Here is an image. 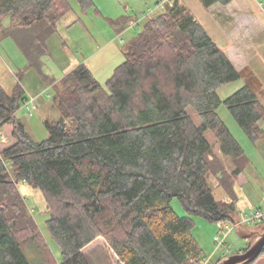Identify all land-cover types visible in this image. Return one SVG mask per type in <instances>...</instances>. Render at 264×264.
<instances>
[{
	"label": "trees",
	"instance_id": "1",
	"mask_svg": "<svg viewBox=\"0 0 264 264\" xmlns=\"http://www.w3.org/2000/svg\"><path fill=\"white\" fill-rule=\"evenodd\" d=\"M71 1L0 0V26L10 19L1 33L37 62ZM78 1L84 9L91 4ZM198 1L209 9L234 0ZM136 20L113 23L122 33ZM124 55L105 86L85 63L62 78L67 95L55 98L61 116L45 123L49 136L43 141L17 118L27 101L22 87L9 93L0 84V131L11 140L0 144V264H32L26 246H35L44 264H55L20 182L45 197L60 264H92L85 250L98 238L120 264H199L205 257L191 216L215 223L236 219L235 203L215 197L210 177L232 194L249 160L217 110L223 104L256 143L264 137V107L255 93L243 85L221 98L219 90L241 74L184 0L146 18ZM209 132L235 164L231 173ZM174 199L189 216L177 214Z\"/></svg>",
	"mask_w": 264,
	"mask_h": 264
},
{
	"label": "rangeland",
	"instance_id": "2",
	"mask_svg": "<svg viewBox=\"0 0 264 264\" xmlns=\"http://www.w3.org/2000/svg\"><path fill=\"white\" fill-rule=\"evenodd\" d=\"M159 1L91 0V4L84 9L78 0H72L71 11L58 21L57 33L47 41L48 50L37 61L38 63L36 61L33 62L30 57L26 56L13 36L5 37L2 35V30L4 31L10 27V19L6 18L2 21L0 26V84L9 93L17 85H20L26 94L27 100L31 97L39 96L36 101L37 109L35 111L30 112L24 107L23 103L17 112V118L35 140L43 141L47 139L49 133L45 123L47 121L55 122L61 116L58 102L55 98L67 95L66 87L61 82L65 74L81 63H85L92 70L100 84L105 86L116 67L125 61L124 53L129 39L142 31L148 15L157 16L162 13V9L156 8ZM184 1L188 3L196 18L201 16V11L202 14L204 11H208L198 0H195L196 2L194 0ZM237 3L240 4V7H237L238 4H233L232 7L239 10L235 11L232 8L231 12H227L223 8L218 7L216 12L209 14L210 20L221 22L227 29L232 28V30L240 32L247 27L254 29L257 27V29L264 32V0H238ZM144 14L145 16L143 17ZM124 16L131 18L139 16L141 24L137 28H133L130 25L122 32L123 35L121 37L118 36L120 28L113 22ZM200 18L203 17L201 16ZM262 26L263 29L260 28ZM239 37L243 36L239 34ZM239 37L236 38L237 42L241 41ZM242 43L240 47H237L238 51L242 49L237 54L239 58L245 56ZM254 52V49H252L251 53L254 54ZM245 60L248 63L244 65L240 80L219 90V95L223 100L243 85H246V77L248 82H252L248 76L253 71V68L260 73L264 72L263 58L254 60L253 57L249 59L245 56ZM249 60L251 64H249ZM245 62H242V64H245ZM190 112L197 125H199L201 123L200 117L194 112ZM217 112L249 160L244 170L242 183H237L235 188L240 201L238 206L240 210L236 214L238 219L245 213H249L250 210L264 208V202H262L264 198V137L253 143L223 104L218 108ZM207 135L210 141L215 144L221 158L225 161L228 172L231 173L235 169V164L231 159L220 153L219 146L216 144L212 134L209 132ZM5 136L7 142L0 144L8 145L11 140L7 134ZM252 171H256L260 177L255 179ZM210 183L215 197L218 200H222L225 195L215 176L210 177ZM18 187L45 238L55 264H60L62 252L52 238L48 228V205L44 195L40 190L34 189L23 182H20ZM225 202L232 203L229 199ZM249 205H253L252 209H249ZM172 207L180 217L189 216L180 200L174 199ZM191 218L194 221L192 233L199 243L202 256L208 257L213 254L216 248L214 238L219 233L218 225L202 216L193 215ZM98 239L99 241H96L95 244L90 245L85 250L86 257H93L90 262L92 264H120L107 241L104 238ZM250 245L251 240L243 239L239 236L238 231H233L227 239L225 248L216 252L215 260L222 257L224 252H227V257H229L238 254V250ZM101 251L105 252L106 259L104 255H99ZM25 253L32 264H44L43 254H38L39 252L35 246H26ZM255 264H264V257L258 259Z\"/></svg>",
	"mask_w": 264,
	"mask_h": 264
},
{
	"label": "crops",
	"instance_id": "3",
	"mask_svg": "<svg viewBox=\"0 0 264 264\" xmlns=\"http://www.w3.org/2000/svg\"><path fill=\"white\" fill-rule=\"evenodd\" d=\"M194 2H196V1L194 0ZM237 2H238V0H234L232 3H230L229 5H226V6H224L222 4H215L212 7H210L208 9V11H206V12L204 11L203 14L201 11L200 15L203 18H200L201 16H197V19L205 27V29L207 30V32L211 36V38L214 40V42L227 55V57L230 59L232 64L235 66V68L240 72V74H242L243 69H244V65H246L248 63V61L245 60V56H247L249 59H250V57H253L254 60H260L261 58L264 59V35H263L264 32L260 31V29H257V27L255 29L247 27L244 31H241V32L237 31V30H232V28L227 29L221 22H217L213 19L210 20V18H209V14L211 15V13L216 12V10H218L217 9L218 7L223 8V10H225L227 12H229L230 10L232 11V8L235 11L239 10L238 8L232 7L233 4H238ZM185 3L188 5V3L186 1H185ZM239 5L240 4H238L237 7H240ZM147 9H149V8H147ZM134 18L138 19L139 16H136ZM213 22H216V23H213ZM260 28L263 29V26ZM239 34L243 37H239ZM121 35H123V33H118V36H121ZM238 37L241 39L240 42L236 41L237 40L236 38H238ZM245 37H246V39L244 40ZM242 42H244V43H242ZM241 43H242V48H244L243 50H245L243 53V54H245V56H243L244 58L243 57L239 58L237 55L242 50V49L239 51L237 50V47H240ZM247 49H248V51H247ZM252 49H254V51H255L254 54L251 53ZM242 62H245V64H242ZM249 64H251L250 60H249ZM248 78L251 79L252 82L251 83L248 82V79L246 77V81H247L246 85L252 89V91L255 93L258 100L260 101L261 105L264 107V72L260 73L258 70H255L253 68V71L250 72V75L248 76ZM36 98L38 99L39 96ZM1 132L5 133L3 130ZM244 173H245V171H243L235 179L234 185H233L232 191H231L232 194H227L226 191L223 189V187H221L223 190V193L225 195V196H223L222 200L226 201L229 199L230 202H234L236 205L237 211L240 210V208H238L240 201H239V197L237 196V194L235 192V188H236L237 183H239V184L242 183ZM252 174L255 177V179H258V177H260V175L257 174L256 171L255 172L252 171ZM216 180L218 181V183L220 185V181L218 180L217 177H216ZM262 202H264V198L262 199ZM248 207H249V209H252L253 205L252 206L249 205ZM97 241H99V239H97ZM99 255H104V257L106 259L104 251H101L99 253ZM103 259H102V261H104Z\"/></svg>",
	"mask_w": 264,
	"mask_h": 264
},
{
	"label": "built area",
	"instance_id": "4",
	"mask_svg": "<svg viewBox=\"0 0 264 264\" xmlns=\"http://www.w3.org/2000/svg\"><path fill=\"white\" fill-rule=\"evenodd\" d=\"M172 0H160L157 3V9H162L164 10ZM155 11V10H151ZM145 14L143 15V17ZM150 15L147 16V18ZM141 18H138L136 21L132 23V27L137 26L141 21ZM37 98L36 97H31L24 103V107L30 110V112H33L37 109ZM7 139L6 136L3 132L0 131V143H6ZM264 224V208H259L255 210H250L249 213H245L238 219L236 218L235 220L227 223L220 221L217 223L218 228H219V233L215 236L214 241H215V251L213 254H211L208 257H205L201 263L199 264H212L213 261L216 258V252L225 248L227 239L229 238L230 234L233 231H239L241 229H252L258 226H262ZM238 253H243L242 251H238ZM222 257H227V252H224Z\"/></svg>",
	"mask_w": 264,
	"mask_h": 264
},
{
	"label": "water",
	"instance_id": "5",
	"mask_svg": "<svg viewBox=\"0 0 264 264\" xmlns=\"http://www.w3.org/2000/svg\"><path fill=\"white\" fill-rule=\"evenodd\" d=\"M238 234L243 239L251 240V245L246 252L226 257L218 264H253L262 255L264 251V225L262 226L261 233H253L241 229L238 231Z\"/></svg>",
	"mask_w": 264,
	"mask_h": 264
},
{
	"label": "flooded vegetation",
	"instance_id": "6",
	"mask_svg": "<svg viewBox=\"0 0 264 264\" xmlns=\"http://www.w3.org/2000/svg\"><path fill=\"white\" fill-rule=\"evenodd\" d=\"M261 228H262V226H258V227L249 229V231L253 232V233H258V232H261V230H262Z\"/></svg>",
	"mask_w": 264,
	"mask_h": 264
}]
</instances>
